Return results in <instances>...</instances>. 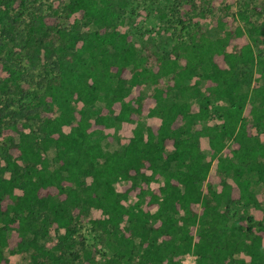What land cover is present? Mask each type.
Wrapping results in <instances>:
<instances>
[{"label":"trees","instance_id":"trees-1","mask_svg":"<svg viewBox=\"0 0 264 264\" xmlns=\"http://www.w3.org/2000/svg\"><path fill=\"white\" fill-rule=\"evenodd\" d=\"M45 1L0 0V264H9L5 248L29 264H181L185 255L264 264L263 223L252 234L253 218L229 211L240 200L259 206L249 174L264 188V143L252 131L264 130V18L240 8L205 30L178 17L186 37L143 52L120 30L127 0L48 5L49 17L73 18L68 26L47 21ZM218 2L230 8L200 0L198 15ZM145 113L160 122L143 126ZM213 115L218 123L200 124ZM124 121L137 123L129 141L105 150L104 129ZM92 208L102 216L90 219L99 234L89 246L81 226Z\"/></svg>","mask_w":264,"mask_h":264},{"label":"rangeland","instance_id":"rangeland-1","mask_svg":"<svg viewBox=\"0 0 264 264\" xmlns=\"http://www.w3.org/2000/svg\"><path fill=\"white\" fill-rule=\"evenodd\" d=\"M119 2H123V0H117ZM179 0H158L156 2H152L151 0H127L125 14L127 18L125 19V23L120 25V30H129L133 35V42L139 51L146 52L148 51H158L159 53L168 49L173 42L175 41V37L183 36L186 37L185 31L181 28V24L178 22V17L185 16L186 22L190 25H201L205 30H214L215 22L218 19H221L224 16H230L233 13H236L238 9L246 10L253 19L257 21H262L264 18V0H235L230 2V0H224L225 4H230L229 9H224L222 5L218 2L216 5L218 7L213 8V12L207 14L206 16H200L198 13L201 11L200 0H196L197 4L195 7L185 8L183 4L177 3ZM52 5L53 7H59V0H49L45 1L44 7L46 8L45 14L49 12L48 5ZM165 10L167 13L166 18L160 19L159 12ZM62 16V17H61ZM57 15L52 17H47V21L50 23L59 22L62 26H68L69 23L73 21V18L66 19L63 15ZM27 21L26 17H24ZM169 19V21H168ZM241 22L240 20H236L234 23ZM21 25H24L22 22ZM229 24L226 25L228 27ZM256 52H259L261 48L255 46ZM24 60V59H23ZM250 68V67H249ZM253 75L259 76L260 69L257 66H252ZM168 77L164 78V81L167 80ZM197 77L195 76L192 79L186 81L187 84H194ZM201 89H204L205 82L201 81L199 84ZM153 85L150 82H145L142 84V92L144 96H148L153 92ZM173 95V92H172ZM174 96V95H173ZM221 103H223L221 101ZM151 105V104H150ZM80 106V105H79ZM153 106V103L152 105ZM140 123L143 126H148L152 124H158L160 119L157 116H149L146 113L141 116L139 119ZM219 120L213 115L210 118L203 120L200 124L204 127L212 126L218 123ZM137 125V123L132 122H121L114 127H109L104 129L103 138L101 140L102 146L107 151H113L116 149H120L123 145H125L130 137L132 136V130ZM68 130V128H66ZM256 138L264 143V130L253 128L252 129ZM199 146L201 151L206 155V160L211 159L210 157V147L208 143V135H200ZM168 151L172 150L171 146L167 147ZM46 156L49 159H53L54 149L51 148ZM216 171V159L212 160L211 174L208 179L214 180ZM246 176V175H244ZM251 185L250 188L256 194V197L259 200V206L255 207L253 205H248L244 200L236 201L233 204L229 211L231 212V216L233 218H237L240 215H244L246 220L248 217H252L254 222H248V224H253L252 226V234L258 232L260 228H258V223L261 221L264 225V188L262 183L257 182V177L255 174H249ZM228 182L233 185H236L235 182L231 179V177L227 178ZM162 182H152V186H157ZM117 189H120V182L115 184ZM215 186L217 187L216 183ZM136 200L135 196L130 194L128 199L125 200V204L133 203ZM102 214L100 210L92 208L90 211V215L85 219L81 226L82 236L84 237L87 245H98V232L92 228V224L90 219L101 217ZM59 234L57 232H52L50 234V241H57ZM51 244V243H50ZM4 255L8 259L9 264H29L28 256H24L19 253L12 254L9 252L7 248L4 250ZM236 257H243L246 260H249V256L244 252H240L236 254ZM99 258V254L97 255ZM101 258V257H100ZM195 256L185 255L181 257V264H196Z\"/></svg>","mask_w":264,"mask_h":264},{"label":"built area","instance_id":"built-area-1","mask_svg":"<svg viewBox=\"0 0 264 264\" xmlns=\"http://www.w3.org/2000/svg\"><path fill=\"white\" fill-rule=\"evenodd\" d=\"M192 264H194V263H192Z\"/></svg>","mask_w":264,"mask_h":264}]
</instances>
